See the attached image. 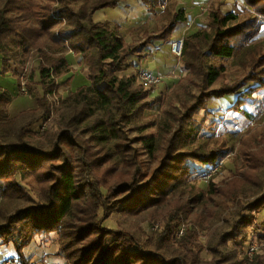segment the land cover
Instances as JSON below:
<instances>
[{
  "label": "trees",
  "instance_id": "1",
  "mask_svg": "<svg viewBox=\"0 0 264 264\" xmlns=\"http://www.w3.org/2000/svg\"><path fill=\"white\" fill-rule=\"evenodd\" d=\"M123 1L0 0L1 73L19 87L29 79V93L38 76L42 92L36 108L12 116L13 97L0 89V200L18 206L0 224L1 244L13 246L21 264H33L24 250L37 237L56 233L58 256L67 264H199L196 228L221 220L228 229L210 264H264V246L252 258L247 249L251 236L264 240V222L258 221L264 138H241L236 155L243 169L216 183L231 148L215 134L204 135L206 121L196 119L217 102H230L226 109L253 120L246 106L264 95V0H238L244 10L229 13L222 0H210L207 24L181 38L182 56L174 57L188 73L165 101L152 96L160 83L143 84L130 59L149 57L152 47L169 43L187 22L186 10L173 0H148L166 25L154 33L142 28L136 32L142 38L129 42L118 25L93 20L97 11ZM71 56L90 84L61 98L77 66ZM36 60L37 67L29 68ZM235 60L240 75L231 79L227 63ZM157 106L161 116L145 118ZM135 120L141 128L131 138ZM34 125L44 131H33ZM192 163L217 169L207 189L194 186ZM116 217L162 222L155 237L159 249L146 247L128 229L108 228ZM184 220L190 227L184 249L168 258L159 243L172 239Z\"/></svg>",
  "mask_w": 264,
  "mask_h": 264
},
{
  "label": "rangeland",
  "instance_id": "2",
  "mask_svg": "<svg viewBox=\"0 0 264 264\" xmlns=\"http://www.w3.org/2000/svg\"><path fill=\"white\" fill-rule=\"evenodd\" d=\"M173 1L178 4L177 6H186L185 8L188 11L189 9L191 10V2L187 0ZM222 1L224 2L222 6V10L224 13H229L231 11L242 12V10H244L242 3L240 6H238V1L236 2V0ZM180 2H182L183 4ZM211 5V2L204 3L206 12H204L203 10L201 11V16H199V14L198 17L196 16L198 22L200 21L202 22V24H207ZM165 7L166 5L161 8L164 10ZM197 7L201 8L199 6ZM189 14H191V11H189ZM193 19L194 17L189 16L187 22L189 21L188 23H190V21H193ZM164 25H166V22L156 17L154 24L150 27V29L147 28V30L154 33L163 28ZM195 26L196 25L189 28L186 32H184L185 25H181L180 27H178L174 34V37H172V40L169 43L165 44L164 46H154L151 48V51L153 53H156V55H152L151 53H149V55L151 54L150 57H145L140 60L136 58L130 59V62L134 65V68L150 70L156 73V75L161 76L163 78L162 83L156 86L152 96H157L165 101L170 95V93L173 92L175 87L179 84L181 79L187 75L188 72L185 70L181 60H178L172 54L171 46L172 41H176L190 34V32L194 30ZM140 35L142 36L143 32ZM261 38H264V29ZM68 60L71 65L73 64L77 66H75L74 73H72V75L70 76V78H72L71 83L69 85H64L63 88L60 90V95H58V97L61 96V98H66L82 85L90 84V81L86 76L85 69L77 64L76 58L74 56H71L68 58ZM262 63H264V60L262 61ZM37 65L38 60H36L34 64L31 63L29 68L33 66L37 67ZM227 65L230 67L231 71L234 72L231 79H234L238 75H240V72H238V69L240 68L238 60L229 62L227 63ZM1 66L2 60H0V89L8 91L13 97V102L10 107V113L12 114V116L36 108V99L42 95L41 89L37 86L38 76L35 77L31 85L32 93H29V88L27 87V84L30 81L29 79L27 80L26 78H24L21 82V87H19L18 81L14 79L12 75H3L1 73ZM134 68H132V71L134 70ZM159 68L161 69V71L157 73ZM29 71H26L24 73L26 75L25 77L29 76ZM126 74L132 75L131 71L127 72ZM228 103L230 102H223V106L222 103L217 102L213 107L209 108L211 111V113L209 112L210 114L206 115L205 112H201L196 118L199 123L203 122L204 120L206 121L205 123L207 128L204 132V135L211 136L215 134L217 137L225 140L231 148L229 156L218 167V171L215 174L214 179L216 183H220L232 178L243 169L244 165L242 163V159L238 158L236 155L237 150L240 147L241 138L243 139V137L245 136V138L254 140L256 142H258L261 138H264L263 94L258 97V101L256 103H250L246 106V110L252 116L253 120H248L247 118L235 114L226 109V107L229 106ZM161 107L162 106H157L153 111L147 113L145 118H159L161 116ZM140 128L141 121L135 120L132 124L130 132L131 138L137 137ZM32 130L36 132H43L44 128L34 125ZM192 164L196 170V174L193 178L194 186L204 190L207 189L208 176L211 171L197 164ZM214 170L211 172V174L214 173ZM17 207V205H10L5 201H2L1 199L0 224L4 223V216L13 213ZM117 218L118 217L108 221L106 223V226L108 228L113 229H128L131 231L132 234L138 237L141 240L142 244H144L146 247L159 249V247H157L158 244L156 243L155 237L156 234H160L164 230V225L162 222L155 223L150 221L146 217L128 220H125L123 218ZM258 221L264 222V211L258 215ZM189 228V222L187 220H184L178 225V228L174 231L172 239L166 242L159 243V245L164 243V245H162L161 247V250L163 249L166 257L170 258L179 250L182 251L184 249L181 240L182 237L187 234L186 229L188 231ZM227 229L228 228L224 227L221 220H215L212 222L207 221L196 228V232L198 234L199 239V243L197 246V252H199L197 262L199 264H210V262L213 260L212 251L218 244L220 234L223 231H227ZM250 238L253 240V244L256 250L258 249V252L261 250L260 253H262V246H264V240L261 238V236L259 234H256L255 236L253 235ZM59 240L60 234L57 233L52 234L50 236L37 237L31 245L33 247V243L37 244L38 250L36 251H38L39 255H31L32 253L29 255V251H27L28 256H30L28 258L26 257L27 260L31 261L33 264H67V260L63 256H58V252L60 249ZM247 246H249V243H247ZM248 248L249 247H247V249ZM9 259L17 260V255L14 250V247L3 246L0 241V264Z\"/></svg>",
  "mask_w": 264,
  "mask_h": 264
},
{
  "label": "crops",
  "instance_id": "3",
  "mask_svg": "<svg viewBox=\"0 0 264 264\" xmlns=\"http://www.w3.org/2000/svg\"><path fill=\"white\" fill-rule=\"evenodd\" d=\"M191 2V14H189V11L185 8L186 6H178L180 8H183L186 10L187 17H194L193 21L191 20L190 23L186 22L182 24L185 25V31H188L189 28L194 27V30L197 29L198 25L202 24V22L197 21L198 14L199 16L202 15V12H206L204 3L210 1V0H187ZM148 0H125L121 3H119L116 7L113 8H105L102 10H99L95 13L93 20L97 24H103V23H111L118 25L120 27V34L121 36L127 40L131 41L135 35V38L140 39L142 36L140 34L136 35V32H138L142 28H149L154 24L155 18H156V11L153 12L149 9L148 6ZM182 3V2H180ZM183 4V3H182ZM197 6L201 7L198 8ZM195 7V8H194ZM194 8V9H193ZM163 9H157V12H162ZM195 15V16H193ZM197 16V17H196ZM180 27V26H179ZM181 39V38H180ZM150 45L151 47L154 46ZM153 53V52H152ZM156 55V53H153ZM152 54V55H153ZM150 57V55H149ZM161 69L159 68L157 73L160 72ZM154 73V72H153ZM156 74V73H155ZM32 245L25 249V255L26 257H30L27 254V251H29V255H39L38 246L36 243H33ZM35 247V248H34ZM33 251V252H30Z\"/></svg>",
  "mask_w": 264,
  "mask_h": 264
},
{
  "label": "built area",
  "instance_id": "4",
  "mask_svg": "<svg viewBox=\"0 0 264 264\" xmlns=\"http://www.w3.org/2000/svg\"><path fill=\"white\" fill-rule=\"evenodd\" d=\"M237 1L238 0H236V2ZM183 45H184L183 39L175 41L172 44V47H171L172 54L175 55L177 58H181V56H182ZM138 78L147 87L157 85L163 81V78L161 76H158L155 73H153L152 71L147 70V69H141L138 73ZM209 177H210V175L208 176V178ZM257 251H258V249L256 250V248L254 247V244L253 243L250 244L248 252H249V256L251 258L253 256V254ZM2 264H21V263L18 262L17 260L9 259V260H6L5 262H3Z\"/></svg>",
  "mask_w": 264,
  "mask_h": 264
}]
</instances>
